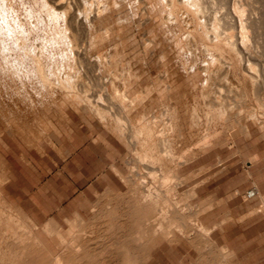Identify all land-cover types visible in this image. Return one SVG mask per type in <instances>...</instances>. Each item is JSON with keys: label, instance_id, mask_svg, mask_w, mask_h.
I'll use <instances>...</instances> for the list:
<instances>
[{"label": "rangeland", "instance_id": "rangeland-1", "mask_svg": "<svg viewBox=\"0 0 264 264\" xmlns=\"http://www.w3.org/2000/svg\"><path fill=\"white\" fill-rule=\"evenodd\" d=\"M165 1L0 0V194L25 239L31 240L35 233L42 242L37 241V246L56 252L64 247L57 231L69 239L71 223L76 222L77 228L84 225L94 230L98 238L93 242L103 249L88 260L71 264L102 260L110 247L104 246L112 239L108 209L117 205L114 201L119 194L122 201L118 207L123 206L121 193L127 188L112 165L129 173L123 160L127 151L124 142L131 143L137 130L151 128L155 139L160 135V145L168 142L164 136L169 134L168 143L175 151L188 150L184 159H189L180 169L187 180L167 196L176 201L185 226L200 223L210 228L213 249L209 258L214 264H264L263 108L239 67L219 71L218 63L213 62L211 66L216 64V68L208 71L212 53L201 43L185 44L194 38L217 36L224 21L211 6L218 0H201V8L195 6L198 0L196 4L193 0L196 15L190 18L180 11L178 16L171 13L173 6ZM227 1H235L237 7L241 3L248 7L249 2L262 5V10L256 9L261 22L255 28L261 26L256 30L264 33V0ZM207 8L209 11L203 12ZM96 14L100 18L94 21ZM251 14L254 16L246 9L244 18ZM102 19L119 26L114 36L108 37L104 28L99 31ZM238 26L236 23L233 30L237 38ZM255 49L251 56L264 67V59L254 54ZM232 53L238 55L241 66V53ZM189 68L201 74L200 83L197 89L183 86L187 92L181 89L176 93L175 97L180 94L173 99L179 101L180 112H176L167 107L165 96L160 97L167 85L164 76L168 72L169 79L179 78ZM262 86L259 83L261 91ZM221 93L227 99L216 100ZM209 100L218 105L212 106ZM84 104L91 109H84ZM172 121L177 125L173 127ZM206 134L209 143L199 148L195 141ZM192 149L197 153L191 157ZM250 191L255 195L249 197ZM153 213L151 217L157 218L158 207ZM182 242L157 248L155 264H180L182 259L192 264L198 251L190 242Z\"/></svg>", "mask_w": 264, "mask_h": 264}, {"label": "bare ground", "instance_id": "bare-ground-1", "mask_svg": "<svg viewBox=\"0 0 264 264\" xmlns=\"http://www.w3.org/2000/svg\"><path fill=\"white\" fill-rule=\"evenodd\" d=\"M189 1L188 0H167V1H165V3L167 4V2H168L173 6V7H170V10L173 9V11H171V13L175 14L176 12L178 13V11H180L183 13V15L186 16L185 18H188V17L190 18V16H192L193 14L194 15H196V14L193 13L195 11H192L194 9L193 8L194 6L191 5V4H193V2H192L193 0H191L192 3L191 2L189 3ZM196 1L194 0L195 4H196ZM200 1L201 0L197 1V2H199L200 5L198 3L196 5L195 4L194 5L201 8L202 5H201ZM212 2H213V0H212ZM215 2H216V4L214 3L215 5H213L211 7L213 9L215 8V10H219L218 19L221 21L222 20L224 21L223 24L221 23L222 26L223 25L224 26L219 29V32H217L218 33L217 36L216 35H214L213 37L208 36L209 38L201 37V40H197L196 38H194L193 40H191L192 42L188 41V43H185V44H188V46L191 47L194 45L199 46V43H201L202 46L204 47V49H206L212 53L211 54L212 58H213V59H211L212 61L207 62L208 64H210L209 67H207L208 64L207 65L205 64L206 66L204 65L205 66L204 68L207 67L208 71H212L211 69H213V68H211V67H215V65H216L215 63H214L215 65L211 66V63H213V62L218 63L217 68L219 69V71H220V69H223V71L225 70V72L226 71L229 72L230 70L232 71V69L234 71H236L237 67H239L238 69H240L241 75L244 78V81H249L251 83L252 88H253V92H254V94H256V99L259 101V103L261 104V106L263 108V110L261 109V111L264 112V90L261 91L260 90L261 88L259 89V87H258L259 83H263V86H264V67L259 66L261 64L259 63L258 60H256L257 59L256 56H254V57H253V55L251 56V52L253 54L252 50L256 48L255 49L256 53H254V54L255 55L257 54L260 58L264 59V33H261L260 31L256 30L258 27H261V26H258V27L256 26L257 28H255V25H257L259 23V21L261 22V20H260L261 17L258 14L256 15V12H258V11H256V9L262 10V5H255L252 2H249V3H247L248 7H246L244 5V3L239 4L237 7V4L235 3V1H233L232 3L228 2L227 0H218ZM211 7H210V9H211ZM236 7L238 9L237 11L235 9ZM246 9H249L252 13H254V16H252V14H251L249 17L244 18V11ZM205 10L209 11V8L204 9V11L203 10L202 11L206 12ZM200 11H199V14H200ZM203 12H201V13L204 15L205 13H203ZM207 13H209V12H207ZM215 13H216V11L213 12V15ZM181 14H179V15H181ZM93 16H94L93 17L94 21L96 19L100 18L99 14H96ZM176 16H178V14ZM208 16L209 15H207V18H208ZM193 17H195V16H193ZM196 19H197V16H196ZM73 20H74V18H73ZM203 20H205V19H203ZM139 21L140 22L143 21V17H140ZM107 22H108L107 19L99 20L98 21V29H99V31H101L104 28L105 32H106L105 34H108V37L109 36L111 37L112 35L114 36V34L118 31L119 26L113 25V24L109 25V23H107ZM179 23H180V21H179ZM236 23H239L241 25L240 26L241 30H239L240 35L238 38L236 36V33L233 31L234 28H236ZM70 24H71V22H70ZM205 24H206V22H205ZM228 24H229V26H228ZM214 27H216V29H217V26H215V24H214ZM214 27H213V31L215 29ZM240 27L238 26V28H240ZM223 28H224V30H223ZM225 29L226 30L229 29V32H225ZM258 29L261 30L260 28H258ZM213 31H211V32H213ZM222 31L225 32L224 35L221 34ZM189 32L191 33V31H189ZM190 33H188V34H190ZM91 34H93V33H91ZM121 34H122V32H121ZM106 36L104 35V37H106ZM194 37H196V36H194ZM181 40H182V38H181ZM183 42H184V40H183ZM183 42H181V44ZM186 42H187V40H186ZM69 43H71V42H69ZM185 44H184V47H185ZM192 49L193 48H191V50ZM193 50H196V49H193ZM225 51H227L228 54H226ZM232 51L234 53H241V55L243 57V62L241 63V66H239L238 61H237L238 55L236 57L232 53ZM243 52H244V54H243ZM210 58H211V56H210ZM191 68H193V67L191 66ZM191 68H189V69H191ZM206 70L207 69H205V71ZM167 73H166V76H164V79L166 80L167 85H166L165 89L163 90L164 93L162 92L163 94H161L160 97L162 95L165 96L166 99L168 100V102L166 103L167 107L175 110L176 112H180L179 111L180 106L178 104L179 101L178 102L173 101L176 93L179 92L183 86H189L190 89H197V87L200 83L199 77L201 74L197 70L191 69V70H187L185 75H183V76L180 75L181 77H179V78L173 77V78L169 79L170 75H168ZM119 74H121V73H119ZM245 83H247V82H245ZM213 86H215V84ZM219 89H221V88H219ZM262 89H264V88H262ZM151 90L152 89L150 88V91ZM182 90L187 92L185 87ZM150 91L146 90V93L148 94ZM151 92H153V91H151ZM153 94L154 93H152V95ZM157 95H156V97H157ZM179 95L176 97H179ZM186 95H187V93H186ZM151 97L155 98L153 96H151ZM184 97H186V96H184ZM223 97H225V96H223V93L215 96L216 100H219L220 98L223 99ZM227 97H229V96H227ZM243 97H245V94ZM215 98H214V100H215ZM222 99H221V102L223 101L222 103H225L224 100L227 98L225 97L224 100H222ZM178 100H181V99H178ZM152 101H153V99H152ZM89 102H90V100H89ZM213 102L210 101L209 104H211V105L215 104V106L218 105V104H216V102H214V103ZM181 104H183V102ZM81 105H83V104H81ZM126 106H127V104H126ZM212 106H214V105H212ZM19 107L20 106H18V108ZM83 107L86 110H90L92 106H89V104H84ZM194 107H195V105H194ZM247 107L249 108V106H247ZM248 108H247V110H248ZM94 109L96 110V109H98V107H95ZM254 110H256V109H254ZM187 111L189 112V109ZM211 111L212 110H209L208 112H211ZM261 111H259V112H261ZM101 112H103V110H101ZM171 124L174 127L175 125H177V122L172 121ZM150 129L151 128H149V130H148V128L143 129V130L139 129L137 131L141 130L140 132L136 131L137 134L135 133V134H133V136L131 135L136 140L135 143H133V141H134L133 138L129 140V138H128L129 136L127 137L128 138L127 140L131 141V143H126L127 141L124 142L126 144L127 151L123 157V160L126 162L127 165H129V171H130L129 173L124 174L122 172L123 170L122 171L120 170L121 169L120 167H119L120 168L119 169L117 167V165H115V164L112 165L113 171H115L117 173V175L120 176V178L122 179L124 184H126L127 188H126L125 193H123V194L121 193V195L124 196L123 197L124 202L122 203L123 206L121 208L118 207V204H120L122 201L119 199V197H120V194H119L118 199L114 201L115 204H117V205L113 206L111 209L109 208L110 210L107 208L109 211V215H108L109 216V218H108V223H109L108 226L109 227L108 228H110L111 232H112L111 241L106 243L104 246L105 248L110 246L109 249L106 248L108 250L107 256L103 255V257H104L103 259L100 257L102 260L95 261L92 259L93 262H90V263L87 261L95 253H97V251H99V249H101L102 247L98 243L93 242L94 238L97 237V236H94V233H95L94 230H87L88 228H86L84 225H83L84 227L80 226L77 228L76 222L71 223V227H70L71 236L69 239H66L65 237H63L57 231V228L53 229L54 231H57V234L61 237V239L64 243V247L62 249H60L56 252H51L46 248L45 245L37 246L36 243H37V241H39V238H37L36 236H33L35 234L34 232H33L34 234L32 236H30V238H29L31 240H27L23 237V234L20 232V225H18L16 223V221H14L13 214L11 212L10 213L8 212L6 200L0 194V264H69V263L71 264V262H75L78 260L80 261V260H84V259H87L84 261V263L88 262L89 264H155L157 257L155 256L154 252L157 248L164 249L166 246H178L181 243H183L182 241L190 242L191 246H193V248H196V250L198 251L197 257L195 256L196 258L194 257L195 259L192 260V264H198L199 261H201L202 264H214L215 260L213 262L211 260L212 258H209V256H208L210 250L212 251V249H213L212 248L213 240L211 239V236H210V233H211L210 228L208 226L200 224V223L197 224L196 226H193V225L191 227L185 226V224H183L184 221L182 223V220L184 219V217H183L184 215L182 216L178 206L176 205V201L175 202L171 201V198L169 197L170 198L169 199L167 196V194L170 191L177 189L179 186L184 185V183L187 180V178L185 179L180 174V169H181V166L183 164H185L189 159V158L184 159L185 154H187L188 150L183 149V150H180V152L175 151L173 149L172 145L170 144L171 142L169 141V139H170L169 134L164 136V138L166 141H168L170 143L165 142L164 144L160 145L159 144L160 140L158 141V139H159L158 137L160 135L157 137V139H155L153 131H152V129L151 130ZM127 131H128V129H127ZM207 136L208 135L206 134V135H203L202 137L197 138V140L195 141V144L197 146H199V148L207 146L209 143L208 142L209 139L207 138ZM200 139H203L204 143L201 142L202 140H200ZM190 153H193L191 155V157H192L197 152H196V150L192 149V151ZM128 156H132V159H128L129 158ZM166 156H170L171 159L169 158L170 159L169 161H165ZM176 160H177V162H176ZM134 167H138L137 172L134 170ZM158 172L160 173L159 175H157ZM252 192H254L253 194L255 195V191H252ZM169 195H170V193H169ZM173 199H174V197H173ZM110 207H111V205H110ZM157 207H158V217L153 219L154 217H153L152 213L155 211V209H157ZM105 212L108 213L107 210ZM77 216L78 215H76V218H77ZM105 216H106V214H105ZM150 218L153 220L151 221ZM92 226H94V224ZM32 230L33 229H31L30 231H32ZM33 231H35V230H33ZM30 233L31 232H29V234ZM48 234H49V232H48ZM199 236H203L204 237L203 240H202V238L199 239ZM40 242H41V240L39 241V244H40ZM107 250H106V252H107ZM102 251L103 250H101V252ZM224 251L227 252L226 250H224ZM103 253L105 254V251ZM223 255H221V256H223ZM100 258H98V259H100ZM72 264H74V263H72ZM79 264H80V262H79ZM180 264H185V260L182 259Z\"/></svg>", "mask_w": 264, "mask_h": 264}, {"label": "built area", "instance_id": "built-area-1", "mask_svg": "<svg viewBox=\"0 0 264 264\" xmlns=\"http://www.w3.org/2000/svg\"><path fill=\"white\" fill-rule=\"evenodd\" d=\"M254 192H252V191H250L248 194H249V197H252V196H254V194H253Z\"/></svg>", "mask_w": 264, "mask_h": 264}]
</instances>
